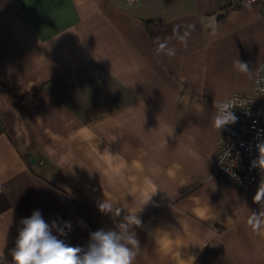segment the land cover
<instances>
[{
	"label": "crops",
	"instance_id": "obj_1",
	"mask_svg": "<svg viewBox=\"0 0 264 264\" xmlns=\"http://www.w3.org/2000/svg\"><path fill=\"white\" fill-rule=\"evenodd\" d=\"M261 60L264 0H0V264L35 209L83 246L113 225L100 200L135 211L151 196L134 264H172L156 226L197 259L264 264V173L243 188L214 161V104L252 93Z\"/></svg>",
	"mask_w": 264,
	"mask_h": 264
},
{
	"label": "clouds",
	"instance_id": "obj_2",
	"mask_svg": "<svg viewBox=\"0 0 264 264\" xmlns=\"http://www.w3.org/2000/svg\"><path fill=\"white\" fill-rule=\"evenodd\" d=\"M169 54H172L171 51ZM233 66L242 73L249 70L248 64L240 59ZM214 107L217 110L214 125L218 129L237 120L231 100L214 104ZM150 202L152 196L135 211H130L114 199L100 200L98 210L105 215L110 214L113 225L90 231L87 244L83 246L67 242L68 232L72 229L71 221H47L42 212L35 209L19 220L13 247L9 249L12 264H134L141 247L136 228L142 227L141 213ZM194 205L193 213L203 216L205 208L198 198H194ZM8 232L0 233V251L7 247ZM151 235L159 254L168 257L172 264H195L197 257L189 251L192 245L182 234L156 226Z\"/></svg>",
	"mask_w": 264,
	"mask_h": 264
},
{
	"label": "built area",
	"instance_id": "obj_3",
	"mask_svg": "<svg viewBox=\"0 0 264 264\" xmlns=\"http://www.w3.org/2000/svg\"><path fill=\"white\" fill-rule=\"evenodd\" d=\"M258 1L234 0V4ZM225 100L235 105L232 111L237 120L219 129L215 169L230 184L247 188L264 173V145L259 149L264 144V60L257 65L253 92L232 94Z\"/></svg>",
	"mask_w": 264,
	"mask_h": 264
},
{
	"label": "trees",
	"instance_id": "obj_4",
	"mask_svg": "<svg viewBox=\"0 0 264 264\" xmlns=\"http://www.w3.org/2000/svg\"><path fill=\"white\" fill-rule=\"evenodd\" d=\"M146 27L151 37L154 39L156 37V31L153 30L151 26H149V22L146 23ZM195 264H215V260L211 250L209 248H206L205 251L196 260Z\"/></svg>",
	"mask_w": 264,
	"mask_h": 264
},
{
	"label": "water",
	"instance_id": "obj_5",
	"mask_svg": "<svg viewBox=\"0 0 264 264\" xmlns=\"http://www.w3.org/2000/svg\"><path fill=\"white\" fill-rule=\"evenodd\" d=\"M28 156H30V154H28ZM30 162H32L33 163V159L30 157Z\"/></svg>",
	"mask_w": 264,
	"mask_h": 264
}]
</instances>
